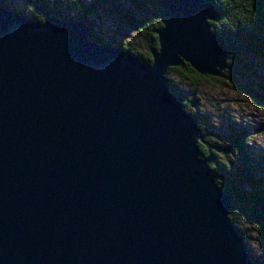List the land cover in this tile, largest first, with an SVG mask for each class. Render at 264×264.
<instances>
[{"label": "water", "instance_id": "95a60500", "mask_svg": "<svg viewBox=\"0 0 264 264\" xmlns=\"http://www.w3.org/2000/svg\"><path fill=\"white\" fill-rule=\"evenodd\" d=\"M144 63L0 5V264H255L170 68L223 77L206 0H157Z\"/></svg>", "mask_w": 264, "mask_h": 264}, {"label": "trees", "instance_id": "16d2710c", "mask_svg": "<svg viewBox=\"0 0 264 264\" xmlns=\"http://www.w3.org/2000/svg\"><path fill=\"white\" fill-rule=\"evenodd\" d=\"M29 2L34 4L36 11L34 15L30 14L27 16L30 19L44 23L46 20L45 16L52 14V17L58 19L64 20L70 17L72 21H83L91 30V40L101 44L105 43L99 32H97V22L93 21L91 14L98 10L97 12L100 15L102 10L111 9L122 23L139 35L142 42L147 40L148 42L151 41L146 47L148 52L145 56L141 55V50H138V48H135L132 44H123L119 47L124 50L132 51L135 56L146 64L153 61L152 50L158 48V42H154L153 37L156 31L162 27L160 16L163 12L157 0H132V8H127V5L124 4V0H90L89 2L77 0L72 8L71 6L69 7V10H74L75 18L71 16V10L69 12L68 10L57 8L56 11L53 12L52 10L46 9L45 5L49 3L48 0H29ZM208 2L215 6L219 12V17L211 22L212 30L233 49V56L229 62V69L225 72V81L231 83L233 88L240 92L236 82L238 76H241V72L237 70L234 63L238 64L244 61L240 56L245 57V54L256 55L264 53V0H208ZM2 6L9 9L5 5ZM108 44H112V42ZM175 76H177L178 80L190 83L192 86H198L210 79L218 80L214 77L199 74L190 64H184L182 67L170 68L166 79L172 91L179 96H182V90L177 81H175ZM246 94L249 96L251 95L255 100L256 106L264 112V98H258L247 92ZM184 102L187 108V104H190V100L184 98ZM199 123L206 134H209L206 136L203 143H199L200 150L205 158L210 159L211 168L224 176L222 178H217L216 181L222 191L234 198L230 219L237 227L238 231L245 237L247 245L249 236L237 226L238 219L246 216L253 223L254 229L256 228V230L264 236V177L262 179H257V185L262 187V190L245 192L246 190L241 187V182H239L240 184L238 183V178H234V172H229V166L225 165L226 161L221 162L217 159L220 155H224L223 152L226 153L229 151H222L219 145H217L218 142H216L215 135L206 129L205 121L199 119ZM243 136L244 135L238 136V143L236 145H230V153L233 151L236 155L238 154L241 159L245 160L247 165H252L249 164L250 162L248 161L251 159L250 153L243 151L245 145ZM248 136L251 137L250 134ZM214 142H216V146ZM227 162L229 161L227 160ZM250 169L254 171L252 166ZM255 171H257V169ZM251 175L253 174L249 173L247 170L245 174L243 173L242 179L247 180V184L253 187L255 186V182L252 181ZM248 251L251 254L249 248ZM253 260L256 261L255 258H253Z\"/></svg>", "mask_w": 264, "mask_h": 264}, {"label": "rangeland", "instance_id": "374dc122", "mask_svg": "<svg viewBox=\"0 0 264 264\" xmlns=\"http://www.w3.org/2000/svg\"><path fill=\"white\" fill-rule=\"evenodd\" d=\"M48 1L49 3L45 5L46 9L54 12L57 8H61L70 12L71 9L69 10V7L71 6L72 8L77 0ZM83 1L89 2L90 0ZM206 1L208 2V0ZM124 4L127 5V8H132L133 6L132 0H124ZM0 5H5L9 9L17 11L25 17L30 14L34 15L36 12L34 4H31L29 0H0ZM71 11V16L75 18L74 10ZM97 11L98 10L91 14V17L93 21L97 22V32H99L105 44L112 42V44L108 45L118 48H121L119 46L123 44H132L135 48L141 50V55H147L148 51L146 47L151 41L148 42L147 40L142 42L139 35L122 23V21L115 16L111 9L102 10L100 15ZM51 15L52 14H50V16ZM64 20H70V17L69 19ZM153 40L154 42L159 41L157 34L154 35ZM157 44L159 48V42ZM226 45L228 44L226 43ZM228 46L231 48V55H229L231 60L233 56V49L230 45ZM245 55V57L240 56V58L244 61L238 64L234 63L237 70L241 72V76H238L236 82L239 86L238 90H240V92L235 90L231 83L225 81V72L229 69V60L228 67L223 72V77H214L218 80L210 79L198 86H192L190 83L182 82L178 80L177 76H175L174 78L177 79H175V81H177L180 89L182 90V96H179L174 92L173 93L183 98V100L184 98H188L190 100V104H187V108L185 106L186 111L198 121L199 127V119L205 121L206 129L215 135L216 142H218L217 145H219L222 151H229L226 153L223 152L224 155H220L217 159L221 162L226 161L225 165L229 166V172H234V178H238V183L241 182V187L246 190L245 192H254L263 189L257 185V179H262L264 177V112L256 106L255 100L251 95H247L246 92L258 98H264V53ZM200 128L202 129V127ZM249 134L251 137L248 136ZM202 135L205 141L206 136L209 134H206V132L202 129ZM239 135H244L243 138L245 145L243 151L250 153L251 159L248 161L250 162L249 164L252 165H247V162L241 159V157L238 154L236 155L233 151L230 153V145L234 146L238 143L237 141ZM216 142H214L215 146ZM202 158H205L203 154ZM205 159L209 161L210 165V159ZM227 160L229 162H227ZM251 166L254 168V171L250 169ZM256 169L257 171H255ZM247 170L249 173L253 174L251 175L252 181L255 182V186L253 187L247 184V180L242 179L243 173L245 174ZM238 220L237 226L249 236V242L246 246L249 248L256 261L253 260L251 254L249 253L252 260L255 264H264V236H262L256 228L254 229L253 223L246 216H244V218L241 217Z\"/></svg>", "mask_w": 264, "mask_h": 264}]
</instances>
